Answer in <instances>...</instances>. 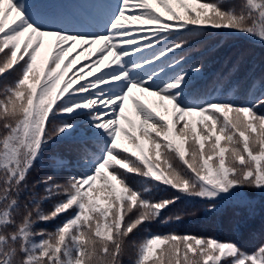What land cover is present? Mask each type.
Returning a JSON list of instances; mask_svg holds the SVG:
<instances>
[{"label": "snow or ice", "instance_id": "1", "mask_svg": "<svg viewBox=\"0 0 264 264\" xmlns=\"http://www.w3.org/2000/svg\"><path fill=\"white\" fill-rule=\"evenodd\" d=\"M63 2L0 0V264H123L130 245L134 264H264V244L133 239L182 198L211 212L264 204V76L237 98L226 87L246 53L210 84L202 63L184 67L189 41L214 33L264 48V0H95L86 16ZM46 37L54 45L38 62ZM53 148L39 196L29 176ZM161 187L173 195L154 199Z\"/></svg>", "mask_w": 264, "mask_h": 264}, {"label": "trees", "instance_id": "2", "mask_svg": "<svg viewBox=\"0 0 264 264\" xmlns=\"http://www.w3.org/2000/svg\"><path fill=\"white\" fill-rule=\"evenodd\" d=\"M235 2L239 3L240 0H235ZM157 7H159V5H157ZM210 36L214 39L217 38L215 45H214L213 41H211L209 39L208 36L192 39L189 41L188 45L186 46V58H185V62H184L185 68H188L192 64H195L197 62H200L204 65V72H206L207 70L214 68L216 62L218 61V55H217L218 52L216 51V49L221 48L225 44L227 46V49L228 48L231 49L234 45L237 44L235 41H233L232 38H226L222 35H217L214 33ZM244 38L249 43H252L254 45H259L258 43H256L253 40H250L247 37H244ZM242 45H245V43H242ZM226 62H227V59H226ZM72 71H75V68H73ZM250 73H252V76H250L249 79H251V77H253L254 74H255L254 76L257 79L264 76V58L262 56H259L254 61L253 65L251 66ZM71 75H72V73L69 72V76H71ZM14 78H15V76L11 77L10 80L6 81L5 83L10 82ZM0 91H2V84H0ZM137 95H140V94L137 93ZM0 98H2V96H0ZM140 98L143 99L145 101V103H150L153 99H155V98L146 97V96H140ZM158 110L163 112V109H158ZM126 114L129 115L133 120H136L135 109L132 105L131 100L129 101V106H128ZM136 122L138 123V120ZM125 127H128V125L126 124ZM125 143H126V141H125ZM61 148L66 149L63 145L60 147V149ZM65 155H67V151H65ZM48 157H49V153L46 152L44 160L37 162L35 168L31 171L30 176H29V185L30 186L35 185V188L33 189V191L38 193L39 196H44V194H45L44 193V185L43 184H37V181L43 180L48 175L54 174V170L51 167V161L48 159ZM58 176H66V174H62V175H58ZM100 187H101V182L97 181V189H99ZM166 196H167V194H166ZM256 199H257V201H259V197H257ZM54 202L55 201H45L42 203L41 207L44 208L46 211H51ZM64 218H65L64 216H61L54 221L43 223L44 226H45V224H47L46 225L47 228H43V229H46L48 232L54 231L56 229V227L63 222ZM40 224H42V223H39L38 225H40ZM189 234L203 236L201 234L199 235L198 233H189ZM204 237H207V236H204ZM143 238L144 237H139V236L133 237V239L137 243L139 241H141ZM129 249H131V250L127 251L129 253V256L126 253V255L123 257V264H134L135 248L130 245ZM248 252H252V251H248Z\"/></svg>", "mask_w": 264, "mask_h": 264}, {"label": "rangeland", "instance_id": "3", "mask_svg": "<svg viewBox=\"0 0 264 264\" xmlns=\"http://www.w3.org/2000/svg\"><path fill=\"white\" fill-rule=\"evenodd\" d=\"M104 192L103 191H97V193H96V197H97V199L101 202V203H103L104 202ZM47 224H45V226H46ZM44 226V224L42 223V224H40V225H37L36 227H37V230H39V229H43V228H47V226L45 227ZM139 234V232L135 235V236H139V237H143L142 235H138ZM128 250H131V249H129L128 248ZM127 254H128V256H129V253L127 252Z\"/></svg>", "mask_w": 264, "mask_h": 264}]
</instances>
